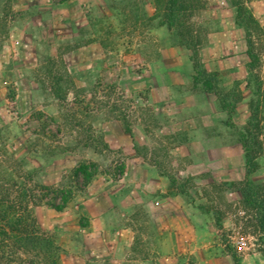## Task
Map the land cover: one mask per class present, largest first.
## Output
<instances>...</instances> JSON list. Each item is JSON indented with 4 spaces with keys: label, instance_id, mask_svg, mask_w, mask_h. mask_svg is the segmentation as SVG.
<instances>
[{
    "label": "rangeland",
    "instance_id": "1",
    "mask_svg": "<svg viewBox=\"0 0 264 264\" xmlns=\"http://www.w3.org/2000/svg\"><path fill=\"white\" fill-rule=\"evenodd\" d=\"M244 2L261 26L249 29L253 67L249 15H238L231 0H188L179 27L202 39L199 71L193 63L201 82H213L236 105L247 98L250 118L242 131L250 128L263 153L264 14L262 20L255 11L263 12L264 2ZM168 6L169 0H0V203L7 216L34 219L55 239L59 264H192L157 256L143 205L118 202L132 179L125 174L130 155L161 160L171 173L181 168L171 164L173 142L158 132L144 78L147 60L169 57L179 66L192 60L180 29L167 25ZM210 35L224 43L225 57L234 51L226 42L238 43L239 80H226L235 74L230 69L206 67ZM250 182L260 208L246 205L245 181L233 186L241 194L235 203L226 204L214 187L212 195L225 207L217 217L233 220L229 230L219 229L220 241L230 248L240 229L252 237L249 250L264 253V182ZM66 196L67 205L57 210ZM103 212L111 215L101 225L95 220Z\"/></svg>",
    "mask_w": 264,
    "mask_h": 264
},
{
    "label": "crops",
    "instance_id": "2",
    "mask_svg": "<svg viewBox=\"0 0 264 264\" xmlns=\"http://www.w3.org/2000/svg\"><path fill=\"white\" fill-rule=\"evenodd\" d=\"M257 11L255 15L262 18L264 11ZM157 30L153 32L163 39V31L160 35ZM226 43L234 50L231 57L222 53L224 43L218 44L210 35L206 67L215 71L230 69L235 74L232 78L226 75V80H239L237 71L243 63L238 57V43ZM182 61L179 66L174 58L160 57L145 61L144 69L148 101L160 124L158 132L170 135L174 147L169 158L173 167L180 163L181 168L171 173L162 169L161 160L130 155L125 174L132 179L118 195V202L143 205L148 228L155 233L157 256L182 257L192 264H264L262 251L241 252L234 243L227 248L220 241L219 229L223 226L229 230L233 220L228 214L223 219L217 217L218 210L225 207L212 195L218 186L224 202L235 203L241 197L233 187L235 183L264 182V151L256 159L257 169L248 173L245 149L236 130H242L250 118L248 100L243 98L237 105L229 102L213 82V89L207 90L192 60ZM146 143L150 144L147 137ZM106 212L96 223L109 221L111 213ZM144 263H149V258Z\"/></svg>",
    "mask_w": 264,
    "mask_h": 264
},
{
    "label": "trees",
    "instance_id": "3",
    "mask_svg": "<svg viewBox=\"0 0 264 264\" xmlns=\"http://www.w3.org/2000/svg\"><path fill=\"white\" fill-rule=\"evenodd\" d=\"M188 0H169V10L171 17L170 22L167 23L170 30L175 31V29H180L178 36L181 38L180 41L183 42L188 48L191 49L192 61L194 63L195 69L199 71L200 68V49L202 46V39L198 36H193L191 31L188 33L184 32L180 21V14L189 9V4L187 6ZM232 4L237 9L238 15L247 14L249 15L247 43H248V56L251 60V67L253 63L257 61L256 56L253 52V42L251 41L250 27L254 24L258 26L260 30V24L256 21L252 12H248L244 0H231ZM189 34L191 38L189 39ZM257 63V62H256ZM199 75V73H198ZM205 88L207 90H212V83L207 81L205 83ZM225 104V103H224ZM256 118L252 116L250 126L255 122ZM259 124V123H258ZM230 125L231 122H230ZM250 128H246L244 131H240V141L245 149L246 153V165L248 168V173L253 172L257 169L258 165L256 159L261 155L262 151L259 149L260 145L257 142H252L251 137L253 136ZM259 146V148H257ZM81 171V170H79ZM87 181H89V176H87ZM243 194L245 197V203L248 207L258 208L256 196L258 191H255L254 187L251 186V182L247 180L244 184ZM68 203V196L63 198V205L54 207L57 210H62ZM260 208V207H259ZM263 216L260 221V227L264 229V207ZM5 214L3 219H0V264H59L60 246L57 245L55 239L45 232L37 223L36 220H27L23 217V214H18L14 212L12 216H7L10 211L4 209L0 203V214Z\"/></svg>",
    "mask_w": 264,
    "mask_h": 264
},
{
    "label": "built area",
    "instance_id": "4",
    "mask_svg": "<svg viewBox=\"0 0 264 264\" xmlns=\"http://www.w3.org/2000/svg\"><path fill=\"white\" fill-rule=\"evenodd\" d=\"M244 211L238 212L239 215H244ZM234 244L237 249L241 252L247 251L251 248L252 237L243 233L240 229H235L234 231Z\"/></svg>",
    "mask_w": 264,
    "mask_h": 264
}]
</instances>
